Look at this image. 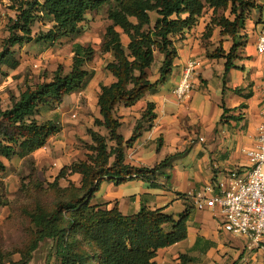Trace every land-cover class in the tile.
I'll return each mask as SVG.
<instances>
[{"label":"trees","instance_id":"obj_1","mask_svg":"<svg viewBox=\"0 0 264 264\" xmlns=\"http://www.w3.org/2000/svg\"><path fill=\"white\" fill-rule=\"evenodd\" d=\"M15 18L8 24L9 36L0 41V75L4 69L15 71L21 61L16 47L28 44H57L79 34L90 12L113 6L109 11L112 22L107 29L103 50L112 55L105 69L114 78L109 86L101 87L98 97L100 119L95 126L104 128L108 136L89 131L92 144L86 160L65 166L49 189L55 192L52 205L36 202L28 214L33 226L32 246L23 259L29 264L31 254L40 243L52 240L57 245L59 264H157L158 251L184 241L192 208L178 219L143 205L138 213L124 215L118 204H93L104 183L117 186L141 180L152 187L159 186V177L170 180L166 169L178 156H170L154 168H138L127 164L126 150L132 149L156 120L153 103L146 106L142 120L137 123L130 139L121 134L123 123L117 116L121 105L133 107L147 95L155 93L172 76L179 58L176 43L185 39L187 31L198 26L207 7L215 17L208 25L219 27L223 37L234 41L244 28L246 13L256 8L253 0H12ZM219 11L230 17L217 18ZM151 14H156L153 22ZM231 17L234 19L231 20ZM48 19L47 31L33 33L38 20ZM122 33L128 38L125 47ZM238 47L234 43L229 52L223 46L207 55L211 60L226 61V74L236 68ZM71 71L58 70L49 83L27 88L19 97L11 96V106L0 110V174L7 169L4 160L25 158L44 148L49 140L61 132L53 121L37 119L43 108L60 106L64 99L83 91L93 74L86 70L94 58L91 47L76 45ZM157 54L163 57L159 77L152 81L149 71ZM81 176L80 187L70 182L60 187L59 181ZM185 197V196H182ZM5 203L0 199V208Z\"/></svg>","mask_w":264,"mask_h":264},{"label":"crops","instance_id":"obj_2","mask_svg":"<svg viewBox=\"0 0 264 264\" xmlns=\"http://www.w3.org/2000/svg\"><path fill=\"white\" fill-rule=\"evenodd\" d=\"M253 2L256 8L246 13L244 28L235 41L221 36L219 27H215L210 39L215 44L222 43L227 52L234 43L239 45L236 68L226 74V61L209 59L204 46L203 58L197 57L201 54L198 35L215 17L209 10L191 34L176 43L179 58L171 78L139 102L143 109L149 103L155 104L157 117L152 128L126 150V162L151 169L178 154L166 169L170 180L159 177L158 187L141 180L120 186L107 182L102 186L106 194L97 204H107L109 208L118 204L124 215L138 213L145 205L152 210L163 209L178 219L188 207L192 208L187 238L159 250L157 264H264V248L223 231L217 212L197 210L193 200L207 186L225 189L231 174L243 176L249 169L245 152L256 144L264 91V54H258L256 49L264 27V0ZM223 14L230 17L229 12ZM190 60L201 61L203 67L191 97L179 104L173 92Z\"/></svg>","mask_w":264,"mask_h":264},{"label":"rangeland","instance_id":"obj_3","mask_svg":"<svg viewBox=\"0 0 264 264\" xmlns=\"http://www.w3.org/2000/svg\"><path fill=\"white\" fill-rule=\"evenodd\" d=\"M13 6L12 0H0V41L9 36V20L16 16ZM111 7L113 6L88 13L79 34L69 39L53 45L28 44L16 47L17 56L21 61L20 67L15 71L4 69L0 75V110H6L11 106V96L19 97L27 88L51 82L58 70H62L64 74L69 73L76 45L91 47L94 50V58L86 66V70L93 74L88 86L83 91L67 96L60 106L43 108L37 116L40 122L53 121L61 127V132L52 137L44 148L30 156L4 160L7 169L0 174V199L5 203V206L0 208V264H24L23 259L34 239L33 226L28 217L34 204L41 202L52 205L56 202V194L49 186L55 182L62 168L86 160L88 146L92 144L90 130L108 136V132L95 126V122L101 118L98 107L101 87L109 86L115 81L105 69L112 61V55L103 50L106 31L112 24L109 19ZM207 11L208 7L205 13H208ZM216 16L217 18L224 16L223 11L216 13ZM151 17L155 22L157 15L151 14ZM51 26L48 19H40L34 25L33 33L47 31ZM215 29L211 28L210 38H207L210 33L208 28L204 33L198 32L197 40L201 50L198 58H203V46L207 56L222 45L210 40ZM192 30L187 31L185 36L191 34ZM118 31L122 34L126 47L129 40L120 29ZM162 60L163 57L157 54L154 67L149 71L152 81L159 77ZM145 109L141 108L139 103L133 107L125 105L118 107L117 116L123 123L121 134L124 138L131 137L129 131L134 130L137 123L142 120ZM81 179V176L68 177L60 180L58 185L65 188L71 182L80 187ZM104 194L106 189L101 188L92 203L97 204ZM56 252V243L45 240L31 254L29 264H59Z\"/></svg>","mask_w":264,"mask_h":264},{"label":"built area","instance_id":"obj_4","mask_svg":"<svg viewBox=\"0 0 264 264\" xmlns=\"http://www.w3.org/2000/svg\"><path fill=\"white\" fill-rule=\"evenodd\" d=\"M256 49L258 54H264V27ZM202 67L203 63L198 60H190L186 64L181 81L173 92L179 104H185L191 97ZM260 115L262 121L256 144L245 152L249 161L246 174L233 173L225 189L207 186L193 200L195 209L217 212L223 231L245 237L253 246L264 248V91Z\"/></svg>","mask_w":264,"mask_h":264}]
</instances>
